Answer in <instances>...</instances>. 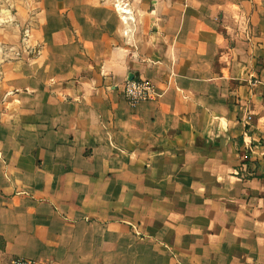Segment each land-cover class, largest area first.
Segmentation results:
<instances>
[{
  "label": "crops",
  "instance_id": "obj_1",
  "mask_svg": "<svg viewBox=\"0 0 264 264\" xmlns=\"http://www.w3.org/2000/svg\"><path fill=\"white\" fill-rule=\"evenodd\" d=\"M19 1L60 53L0 95V264H264V0Z\"/></svg>",
  "mask_w": 264,
  "mask_h": 264
},
{
  "label": "rangeland",
  "instance_id": "obj_2",
  "mask_svg": "<svg viewBox=\"0 0 264 264\" xmlns=\"http://www.w3.org/2000/svg\"><path fill=\"white\" fill-rule=\"evenodd\" d=\"M25 1V0H23ZM122 2L115 3V7L118 5L119 12L122 13V20L128 21V11L124 9L125 5ZM16 4H23L19 0H0V40L3 43L0 44V72L4 74L6 72V78L0 77V95L5 93V90L11 86H24L28 82L26 75L29 74L28 63L32 59L42 55L43 53L58 54L57 47L50 46L48 43L42 42L35 43L34 34L38 33V29L33 30L32 24L41 22L39 15L35 9L27 10L28 2L26 1L25 13L16 14L18 7ZM24 7V6H23ZM12 13V15L10 14ZM33 20V21H32ZM35 21V22H34ZM70 49V47H68ZM51 67L58 62L51 56L48 61ZM18 68V69H17ZM11 69H14L24 76L15 78L11 77ZM22 72V73H21ZM10 94V93H8ZM3 99L1 96L0 101Z\"/></svg>",
  "mask_w": 264,
  "mask_h": 264
},
{
  "label": "built area",
  "instance_id": "obj_3",
  "mask_svg": "<svg viewBox=\"0 0 264 264\" xmlns=\"http://www.w3.org/2000/svg\"><path fill=\"white\" fill-rule=\"evenodd\" d=\"M123 95L129 105L133 106L140 101L154 99L157 94L154 87L147 80H125L122 87ZM9 264H46L36 259L13 258Z\"/></svg>",
  "mask_w": 264,
  "mask_h": 264
}]
</instances>
